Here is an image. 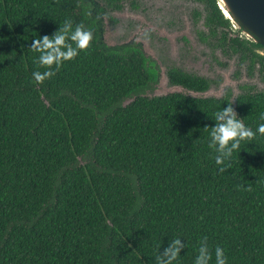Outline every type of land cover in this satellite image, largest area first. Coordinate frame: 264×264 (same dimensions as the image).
Here are the masks:
<instances>
[{
	"label": "trees",
	"instance_id": "obj_1",
	"mask_svg": "<svg viewBox=\"0 0 264 264\" xmlns=\"http://www.w3.org/2000/svg\"><path fill=\"white\" fill-rule=\"evenodd\" d=\"M66 20L93 42L37 84L34 41ZM153 79L141 52L102 43L82 0H0V264H155L176 238L179 264L204 238L212 264L216 247L264 264V93L150 98ZM229 102L256 136L216 165Z\"/></svg>",
	"mask_w": 264,
	"mask_h": 264
},
{
	"label": "flooded vegetation",
	"instance_id": "obj_2",
	"mask_svg": "<svg viewBox=\"0 0 264 264\" xmlns=\"http://www.w3.org/2000/svg\"><path fill=\"white\" fill-rule=\"evenodd\" d=\"M82 2L90 16L96 20L101 41L107 48L119 51L130 48L141 52L146 58L147 66L154 73V79L149 82L155 83L151 85L152 90L147 91L144 96L154 92L161 82H167L169 88H182L189 94L204 96L214 92L219 95L211 98L228 99L232 103L246 94L264 93V48L252 43L242 30L224 15L218 1L215 4L213 0H82ZM168 2L188 5L180 16L171 20L172 23L167 22L169 26L181 29L177 33L181 34L178 59L182 65L175 64V61L168 59L161 52H157L156 57L154 52L145 51L142 43L144 34L137 27H129L130 35H134L129 42L115 45L108 42V37L113 35L111 30L119 22L118 18H115L116 15L123 13H128L134 22L137 21L141 25L143 31L146 30V33L151 30L149 39H154V33L158 34V30L151 26L149 21L157 11L169 5ZM186 19L191 23L192 31L189 32L195 35L199 47L194 46L191 38L186 35ZM200 47L209 50V54L212 55L209 63L198 62L203 53L197 54L194 49ZM186 62L194 67L185 68ZM173 82H183L185 85Z\"/></svg>",
	"mask_w": 264,
	"mask_h": 264
},
{
	"label": "clouds",
	"instance_id": "obj_3",
	"mask_svg": "<svg viewBox=\"0 0 264 264\" xmlns=\"http://www.w3.org/2000/svg\"><path fill=\"white\" fill-rule=\"evenodd\" d=\"M70 39L73 44L67 43ZM93 31L83 24H78L74 28L70 21L66 20L60 32L52 38L47 36L36 39L32 52L38 54L37 63L46 68L44 72H33V78L37 84L43 83L55 75V70L63 66L65 62L74 60L81 51L89 49L93 42ZM216 126L211 129V144L209 147H216L221 154L216 156V165H224L225 159L233 157V153L241 148L242 143L252 141L256 132L264 136V123H259L254 132L247 127L242 119L238 118L234 108L229 102V107L223 108L214 114ZM264 120V116L261 117ZM223 172L224 168L221 167ZM186 247L180 238L174 239L170 246L164 251L163 256L157 255L155 264H179L182 249ZM215 264H228L225 251L222 247L214 250ZM213 251L210 248L207 238L200 242L198 254L194 259V264H212Z\"/></svg>",
	"mask_w": 264,
	"mask_h": 264
},
{
	"label": "rangeland",
	"instance_id": "obj_4",
	"mask_svg": "<svg viewBox=\"0 0 264 264\" xmlns=\"http://www.w3.org/2000/svg\"><path fill=\"white\" fill-rule=\"evenodd\" d=\"M170 3L169 5H166L162 10L157 11L152 18L150 19L149 23L151 26L156 28L158 30V34L154 33L155 38L150 40L149 35L151 33V30H149L148 33H146V30L143 31L141 29V25L139 23L134 22L133 18L129 16L128 13H123L121 15H116L115 18H118L119 22L118 24L111 30L112 36H109L108 42L112 44H120L124 42H129L131 38L134 35H130L129 27L131 28H140V30L144 34V40H142L143 47L145 51H148L149 53L154 52L155 56L158 57L157 52H161L164 54L168 59L175 61V64L182 65L181 61H179V50H180V43L179 38L181 37L180 33H177L180 30L175 29L174 27L169 26V23H172V19H176L178 16L182 14V10L187 9L188 5L183 3ZM169 22V23H167ZM185 27L187 29L186 35L189 36L194 44V46L199 47V45L196 42L195 35L190 33L192 31L191 23L188 20H185ZM190 31V32H189ZM157 39V40H156ZM161 40V41H159ZM197 54L203 53L202 58L198 61L199 63L202 62H210L211 54H209V50L207 51L203 47L195 48L194 49ZM193 64V60L191 61ZM190 64L189 62H186L184 64L185 68H192L194 65ZM167 82H161L160 86L154 91L149 92L147 94L148 97H157V96H165L172 93H182L185 95H190L192 97H215L219 94L210 92L207 95L200 96L196 94H189L186 91H184L182 88H169V86L166 84ZM132 100H128L125 102L124 105H128L131 103Z\"/></svg>",
	"mask_w": 264,
	"mask_h": 264
},
{
	"label": "water",
	"instance_id": "obj_5",
	"mask_svg": "<svg viewBox=\"0 0 264 264\" xmlns=\"http://www.w3.org/2000/svg\"><path fill=\"white\" fill-rule=\"evenodd\" d=\"M217 1L224 15L242 30L250 41L264 48V0Z\"/></svg>",
	"mask_w": 264,
	"mask_h": 264
}]
</instances>
